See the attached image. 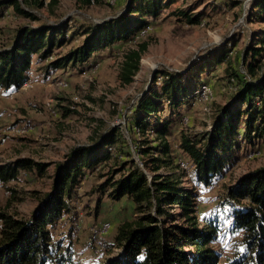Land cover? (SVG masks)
Masks as SVG:
<instances>
[{
  "label": "trees",
  "instance_id": "trees-1",
  "mask_svg": "<svg viewBox=\"0 0 264 264\" xmlns=\"http://www.w3.org/2000/svg\"><path fill=\"white\" fill-rule=\"evenodd\" d=\"M177 1L130 0L124 13L93 29L71 30L63 25L24 27L11 47L0 50V92L19 89L26 82L34 56L37 64L49 62L41 68L46 72L68 69L70 65L80 67L97 53L134 39ZM31 4L44 7L42 0ZM252 5V16L264 20V0H254ZM9 6L20 15L35 19L18 0H0V9ZM191 12L178 9L170 13L188 24H200L203 14ZM79 36L84 37L81 45L62 57H53L56 48L59 50ZM256 44L245 54V73L231 70L228 74L229 83L239 88L234 104L221 108L212 130L198 137L182 135L179 150L188 160L184 166L172 156L168 138L173 119L179 118L181 108L202 84L193 90L177 76L162 72L161 86L141 95L130 124L133 133L142 137L133 143L142 168L133 160L110 168L111 161L122 158L115 146L120 135L116 130L73 149L64 161L54 165L50 190L42 194L34 191L38 204L29 216L9 212L11 203L0 208V264H86L75 258L69 243L56 239L53 230L63 217L71 216L72 203L87 176L105 168L110 169L108 173L100 172L104 181L97 191L110 190L114 200L129 198L135 215L117 226L113 242L104 246L108 258L103 264H264V167L230 186L225 210L212 217L201 220L198 199L201 189L211 188L233 165L243 144L254 146L264 140L263 33L258 35ZM148 45L143 42L124 53L123 83L130 84L140 71ZM225 52L227 49L215 57L209 56L197 70L209 73L224 64ZM167 110V117H163ZM68 112L74 113L66 110L65 115ZM48 168L29 158L0 164V185L19 180L23 173L41 176ZM187 169L193 170L191 176ZM7 192L16 198L13 188ZM232 236L239 237L237 245L230 256L223 257L215 246Z\"/></svg>",
  "mask_w": 264,
  "mask_h": 264
},
{
  "label": "rangeland",
  "instance_id": "rangeland-1",
  "mask_svg": "<svg viewBox=\"0 0 264 264\" xmlns=\"http://www.w3.org/2000/svg\"><path fill=\"white\" fill-rule=\"evenodd\" d=\"M18 1L35 19L20 15L12 6L1 8L0 50L11 47L24 27L38 29L63 25L71 30L93 29L124 13L130 2L42 0L44 7L37 8L31 4L33 0ZM253 1L179 0L134 39L97 53L80 67L70 65L68 69L46 72L41 68L49 62L37 64V56H34L26 73L28 86L0 92V164L29 158L49 168L41 176L23 173L19 180L0 185V208L11 203L9 212L20 217L29 216L38 204L34 191L42 194L50 190L54 165L64 161L76 147L88 145L113 130L120 134L115 146L122 158L111 161L110 168L119 167L123 162L129 164L131 160L142 168L141 158L133 145L142 137L133 133L130 124L141 95L161 86L163 77L159 74L162 72L177 76L193 90L202 84L195 95L190 96L189 103L181 108L179 118L173 119L168 138L173 148L172 156L184 166L188 160L179 150L182 135L198 137L212 130L221 108L234 104L239 88L229 83L228 74L231 70L245 73L246 67L242 65L245 54L251 45L258 46V35L264 34V20L252 16ZM178 9L203 14L201 23L191 25L170 13ZM83 38L79 36L59 50L56 48L53 57L66 55L81 45ZM143 42L149 45L140 71L130 84H125L121 80L124 53ZM226 49L224 64L209 73L201 74L197 70L206 58L215 57ZM262 56L264 63V51ZM250 59L251 54L247 61ZM12 91L15 93L10 96ZM66 110L74 113L65 115ZM167 112L163 117H167ZM260 167H264V140L254 146L243 144L235 154L233 165L211 188L199 191L201 220L225 210L228 188ZM110 168L101 171L108 173ZM101 171L87 176L76 193L71 216L63 217L53 230L56 239L63 240L66 245L69 243L75 258L86 264H103L108 258L104 246L113 242L117 226L135 215L134 204L129 198L114 200L110 190L97 191L104 181L100 178ZM192 171L187 169L190 176ZM147 174L151 176L150 172ZM8 188L14 189L15 199L7 192ZM96 225L104 231L95 233ZM238 240V236L229 237L215 249L228 257Z\"/></svg>",
  "mask_w": 264,
  "mask_h": 264
},
{
  "label": "built area",
  "instance_id": "built-area-1",
  "mask_svg": "<svg viewBox=\"0 0 264 264\" xmlns=\"http://www.w3.org/2000/svg\"><path fill=\"white\" fill-rule=\"evenodd\" d=\"M28 84H29V82L26 81L24 84H22V86H23V87H27ZM22 86H21V87H22ZM21 87H20V88H21ZM14 93H15V91H12V92L10 93V96L13 95ZM103 231H104L103 229H98V226L96 225V231H95V233H102ZM98 254H100V250H98Z\"/></svg>",
  "mask_w": 264,
  "mask_h": 264
},
{
  "label": "crops",
  "instance_id": "crops-1",
  "mask_svg": "<svg viewBox=\"0 0 264 264\" xmlns=\"http://www.w3.org/2000/svg\"><path fill=\"white\" fill-rule=\"evenodd\" d=\"M116 233V232H115ZM115 233H114V235H115Z\"/></svg>",
  "mask_w": 264,
  "mask_h": 264
}]
</instances>
